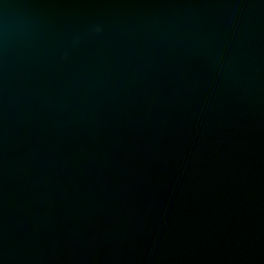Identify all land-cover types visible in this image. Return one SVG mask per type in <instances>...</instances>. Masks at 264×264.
I'll return each mask as SVG.
<instances>
[{
    "label": "water",
    "instance_id": "1",
    "mask_svg": "<svg viewBox=\"0 0 264 264\" xmlns=\"http://www.w3.org/2000/svg\"><path fill=\"white\" fill-rule=\"evenodd\" d=\"M0 264H264V0H0Z\"/></svg>",
    "mask_w": 264,
    "mask_h": 264
}]
</instances>
